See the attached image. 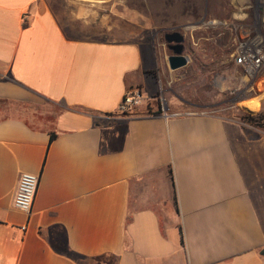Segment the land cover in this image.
<instances>
[{
	"label": "crops",
	"instance_id": "1",
	"mask_svg": "<svg viewBox=\"0 0 264 264\" xmlns=\"http://www.w3.org/2000/svg\"><path fill=\"white\" fill-rule=\"evenodd\" d=\"M101 2L0 0V112L17 110L0 117V264H264V128L177 95L150 110L180 69ZM132 90L146 101L120 114Z\"/></svg>",
	"mask_w": 264,
	"mask_h": 264
},
{
	"label": "rangeland",
	"instance_id": "2",
	"mask_svg": "<svg viewBox=\"0 0 264 264\" xmlns=\"http://www.w3.org/2000/svg\"><path fill=\"white\" fill-rule=\"evenodd\" d=\"M102 1L100 10L107 15L108 27L120 25L114 34L122 39L143 38L167 66L172 51L165 36L179 32L185 37L184 54L189 63L176 73L169 70L163 77L156 100L149 102L153 105L150 110L172 105L173 100L180 106L181 101L173 97L177 95L236 120L244 128L261 129L246 118L263 112L264 61L256 72H250L246 54L255 56L261 51L264 55V0ZM48 108L54 116L59 111L52 105ZM12 111L17 110L8 112V107L2 106L0 117Z\"/></svg>",
	"mask_w": 264,
	"mask_h": 264
},
{
	"label": "built area",
	"instance_id": "3",
	"mask_svg": "<svg viewBox=\"0 0 264 264\" xmlns=\"http://www.w3.org/2000/svg\"><path fill=\"white\" fill-rule=\"evenodd\" d=\"M250 66L248 70L250 72H256L264 61V55L261 51H257L256 55H248ZM251 59V60H250ZM255 69V70H253ZM146 101L144 94L140 90L128 91L119 106L120 114H129L136 111L140 108ZM184 113L178 112L173 114V116H180ZM187 114H193V112H186ZM40 184V177L34 174L23 173L19 178V184L17 193L14 199L15 208L20 211L31 215L33 212L34 203L37 197L38 189ZM22 230H26V227H23Z\"/></svg>",
	"mask_w": 264,
	"mask_h": 264
},
{
	"label": "water",
	"instance_id": "4",
	"mask_svg": "<svg viewBox=\"0 0 264 264\" xmlns=\"http://www.w3.org/2000/svg\"><path fill=\"white\" fill-rule=\"evenodd\" d=\"M165 40L169 45L168 48L172 51V55L168 57L170 69L175 71L186 67L189 58L184 54V35L179 32L170 33L165 36Z\"/></svg>",
	"mask_w": 264,
	"mask_h": 264
},
{
	"label": "trees",
	"instance_id": "5",
	"mask_svg": "<svg viewBox=\"0 0 264 264\" xmlns=\"http://www.w3.org/2000/svg\"><path fill=\"white\" fill-rule=\"evenodd\" d=\"M64 105H65V103H64ZM160 112H161V109H159L157 113H160ZM246 120H248L249 122L257 125L258 127L264 128V112H260V113H258L255 116L248 115ZM53 139H54V135L51 136V141ZM176 203H177V201H176V198H175V205H176ZM177 210H178V208H177ZM180 233H181V244L184 246V235H183L182 229H180ZM103 260L107 261L108 258L106 256L105 257L103 256V257H101V258H99L97 260L93 259V260H91V264H97L98 262L99 263H101V262L106 263ZM112 264H114V262H112Z\"/></svg>",
	"mask_w": 264,
	"mask_h": 264
},
{
	"label": "bare ground",
	"instance_id": "6",
	"mask_svg": "<svg viewBox=\"0 0 264 264\" xmlns=\"http://www.w3.org/2000/svg\"><path fill=\"white\" fill-rule=\"evenodd\" d=\"M246 55L248 56V55H253V54H251V52H250V53H247ZM253 70H255V69H253Z\"/></svg>",
	"mask_w": 264,
	"mask_h": 264
}]
</instances>
